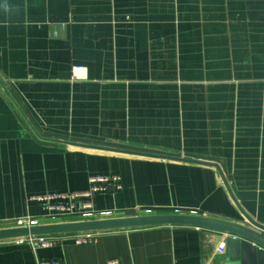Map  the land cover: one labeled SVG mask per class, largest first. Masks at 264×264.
Returning a JSON list of instances; mask_svg holds the SVG:
<instances>
[{
    "label": "crops",
    "instance_id": "0c3cea01",
    "mask_svg": "<svg viewBox=\"0 0 264 264\" xmlns=\"http://www.w3.org/2000/svg\"><path fill=\"white\" fill-rule=\"evenodd\" d=\"M114 173L122 188L95 196L110 216L140 207L250 226L243 211L264 226V0H0V228L54 222L33 196ZM67 216L57 221L80 219ZM95 234L2 240L0 264H228L233 236L194 225Z\"/></svg>",
    "mask_w": 264,
    "mask_h": 264
},
{
    "label": "water",
    "instance_id": "95a60500",
    "mask_svg": "<svg viewBox=\"0 0 264 264\" xmlns=\"http://www.w3.org/2000/svg\"><path fill=\"white\" fill-rule=\"evenodd\" d=\"M82 148H93L107 151H117L123 153H131L143 155L152 158L166 159H182L181 157L147 153L141 151H129L119 148L97 146L79 142H64ZM185 159V158H183ZM190 162L205 163L208 162L195 161L185 159ZM216 165L218 168L219 166ZM223 176V181L229 192L234 198L232 191L227 184V180L219 168ZM245 218L251 224L245 225L240 222L215 218L201 215L198 213H146L132 216H108L95 219H77L68 221H55L48 223H40L35 225H15L0 228V241L26 238L30 236H51L65 233H82V232H97L104 230H116L137 228L153 225H194L213 228L228 232L233 236L229 237L227 242V260L228 264H264V226L245 212L242 211Z\"/></svg>",
    "mask_w": 264,
    "mask_h": 264
},
{
    "label": "built area",
    "instance_id": "2783aa9c",
    "mask_svg": "<svg viewBox=\"0 0 264 264\" xmlns=\"http://www.w3.org/2000/svg\"><path fill=\"white\" fill-rule=\"evenodd\" d=\"M75 71L83 72V67H74ZM74 77H81L73 72ZM85 77V76H82ZM113 186L116 190L122 188L120 174L114 173L109 175H92L89 178V186L82 191H63V192H47L33 196L34 200L40 202L43 209V217L51 221H57L59 217L67 215H77L80 219H95L108 217L111 211L98 210L95 204V196L99 192L107 191L109 186ZM143 209L145 213H151V208ZM40 220L36 217L26 216L16 220L17 225H35L40 224ZM74 242L77 244H87L95 241V232L75 233ZM18 241L27 240L35 247L51 246L54 240L50 236H30L26 238L16 239ZM39 264H64L59 260H43ZM107 264H118L117 259H111Z\"/></svg>",
    "mask_w": 264,
    "mask_h": 264
},
{
    "label": "rangeland",
    "instance_id": "374dc122",
    "mask_svg": "<svg viewBox=\"0 0 264 264\" xmlns=\"http://www.w3.org/2000/svg\"><path fill=\"white\" fill-rule=\"evenodd\" d=\"M62 217H65V216H62ZM67 217H70V216H67ZM59 218H61V217H59Z\"/></svg>",
    "mask_w": 264,
    "mask_h": 264
}]
</instances>
